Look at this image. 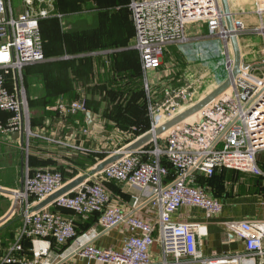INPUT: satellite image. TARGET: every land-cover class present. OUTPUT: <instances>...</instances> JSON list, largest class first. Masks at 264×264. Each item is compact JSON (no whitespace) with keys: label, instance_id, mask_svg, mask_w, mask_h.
Instances as JSON below:
<instances>
[{"label":"built area","instance_id":"2783aa9c","mask_svg":"<svg viewBox=\"0 0 264 264\" xmlns=\"http://www.w3.org/2000/svg\"><path fill=\"white\" fill-rule=\"evenodd\" d=\"M254 2L256 8L262 6L264 12V0ZM52 3L53 0H22L14 11L11 0H0V137L13 140L11 134L20 132L27 147L31 136L50 141L43 129L35 133L31 130L21 70L44 57L39 21L49 16ZM128 8L134 26V49L144 72L161 66L168 46L187 43L185 27L198 20L207 23L208 34L218 35L224 42L220 52L223 69L227 74L230 71L229 33L223 24L219 0H130ZM260 32L264 36V30ZM261 64L264 67V57ZM252 68L250 64H241L242 73L224 92L195 113L196 117L192 115L155 137L152 150L141 147L125 152L101 172L89 175L73 190L36 211L32 210L33 206L67 181L59 171L30 170L27 165L21 184L11 192L15 198L13 207L18 206L16 214L21 217L22 226L9 248L1 252L0 264H179L183 261L264 264V219L223 222L224 227L243 243L244 252L207 257L198 247L199 238L206 235V227L202 223L171 218L181 206L199 207L207 217L221 213L222 203L210 196L204 187L195 184L194 174L210 177L215 169L226 168L264 177L257 158L264 152V74L257 75ZM148 81H144L147 94ZM156 82L159 83L157 76ZM186 90L170 89L164 101L147 103L148 114L154 118L148 132L190 106L181 107L176 100L180 98L190 103L191 96ZM50 110L64 116L81 113L85 122L89 111L84 99L68 105L59 100ZM92 119L99 131L98 115L93 114ZM79 130L85 139H95L86 126ZM73 135L75 131L67 137V143H62L67 147L66 154L90 152L82 146L85 140L79 142ZM53 142L60 143L57 139ZM163 157L174 168L170 178L167 167L160 162ZM102 179L125 182L147 191L148 202L158 212L157 226L124 213L120 205L112 204ZM3 189L0 186V193L5 192ZM51 207L68 210L72 215H64ZM93 215L97 216L96 222L104 231L122 222L127 224L130 235L121 249L91 244L99 235L96 228L77 231L76 218L86 220ZM155 229L158 231L156 237L153 235ZM24 238L30 241L29 256L23 253ZM154 242L160 245L161 259L158 260L151 258Z\"/></svg>","mask_w":264,"mask_h":264},{"label":"rangeland","instance_id":"374dc122","mask_svg":"<svg viewBox=\"0 0 264 264\" xmlns=\"http://www.w3.org/2000/svg\"><path fill=\"white\" fill-rule=\"evenodd\" d=\"M115 2L116 5H124L123 8L120 9H106L104 8L105 4H110L109 2ZM12 6L14 11H17V9L20 7L22 4V0H11ZM102 2V3H101ZM129 0H76V6L74 7V11L76 13L75 16L69 17L67 14H62L60 16L55 17L57 18V24H53L50 21L51 17L54 16H48L46 17V20L41 22L40 24V38L41 42L44 44V48L46 51L47 57H43L41 61L35 62L34 64L30 65H35L32 67L31 70H28V73L26 76H22V87L25 92L27 104L29 102L28 106V111L29 115L33 117L36 114V117L38 116H46L45 121L42 120V123H37L34 128H32V132L35 133L36 131H48L46 127H44L43 124L46 122V124L51 123L52 121H48V118L51 117L52 113L48 112H53L50 109L55 106V103L47 104L46 106L42 104L43 97L45 96L46 92H49L48 89H46L45 84L49 88L55 89H60L61 91L56 92V94L52 95V100L54 101H59L62 98H65L67 96V88L66 83L69 81L67 79V76L69 73L73 74L75 73V76L79 81L82 80V85L86 86L91 82L92 77L88 74L85 70V67L87 66V63H90L91 70H97L99 67H104V69L107 66V64H101L99 66H95L94 63L90 62V58L94 55L96 56H101L102 60H104V57L106 55H112L114 57V64H116V68L120 71H123L125 69H128V67L125 65V59H123L124 55L127 49L122 47H127L125 45V42L123 41V32L126 34V36H130L132 34V20L130 19V16H128V4ZM97 6H100L101 8L97 9L95 8ZM55 6V5H54ZM126 6V7H125ZM53 9V5H52ZM50 10L49 15L52 14ZM204 21V20H203ZM205 22V21H204ZM206 23V22H205ZM114 25V28L112 26ZM207 25V23H206ZM126 27L128 29H126ZM112 29V30H111ZM113 30H117L118 32H121L120 35L113 34L114 37V44H111L112 41H109L106 37L109 34L111 35ZM121 30V31H120ZM130 31V33H129ZM100 33V35H103V38H96L94 36H91V41L90 44L92 45L91 49L85 50L82 45V40H80V35H84V33ZM42 35V37H41ZM205 38L201 39L204 40ZM209 39V41L214 43V47L211 49L216 50L214 54L212 55V59L207 60L206 62L203 61V65H198L200 61L196 62V68L192 73H188V61L185 60L184 57H182L180 54L182 53L183 49L181 48V44L171 46L166 48L165 54L163 53L162 58H161V66L157 68V73L158 71H163L164 68H169L170 72L168 73L169 75L165 77V80H163L158 77L159 83L156 82V77L153 80H150L151 82H148V89L149 94L146 93V90L143 85V90L144 94L147 100V103L149 101L151 102H162L165 100L167 97L166 92L169 91L171 88V85L175 84L173 81V77L177 74L180 77V85L174 87V89H186V92L189 93L191 96V101L188 103V101L184 102L181 101L180 98H176L178 102L180 103L179 105L181 107L187 106V104L191 105L200 98H202L204 95H206L212 88L213 84L212 82L214 81L215 84L217 83V80L221 78V75H219V72L223 70V56L220 55V52L222 51V43L220 42V39H215L213 37L206 38ZM206 41V40H205ZM131 44V43H130ZM132 48L135 46V38L132 41ZM93 47H96L95 49ZM130 48V46H128ZM121 48V49H119ZM84 49V50H83ZM182 50V51H181ZM134 52V51H133ZM110 53V54H109ZM178 53V55H177ZM132 58V55L130 56ZM78 59L81 61L76 63L77 70L75 69V64L74 61ZM129 59V58H128ZM90 60V61H89ZM185 60V61H184ZM69 61H73L70 63ZM211 62H216L215 66H211ZM169 62V63H168ZM218 63L220 65H218ZM194 65V66H195ZM193 66V65H192ZM193 66V67H194ZM198 67H203V70H199ZM214 68L215 70V79H213L212 72L214 71H209L207 68ZM72 68L73 72L70 71L69 69ZM197 69V70H196ZM196 70V71H195ZM217 70V71H216ZM142 71V70H141ZM185 72H187V77L185 76ZM208 73V74H207ZM198 75L199 77H196ZM203 75L202 77H200ZM42 77L44 78L43 80ZM45 81V84H44ZM55 82V84L53 83ZM173 82V84H172ZM50 83V84H49ZM53 83V84H52ZM179 83V82H178ZM171 84V85H170ZM212 84V85H211ZM158 85V86H157ZM61 86V87H60ZM63 86V87H62ZM154 86H157L155 89L153 88ZM160 88V89H159ZM154 90V91H153ZM91 91V89L89 90ZM95 99V96L98 93H91ZM170 94V93H169ZM91 96V95H90ZM85 99L87 101V104L89 102V96L85 95ZM92 99V98H91ZM32 103V104H31ZM106 102H103L102 104H98L97 106L103 108L104 104ZM110 103L105 105V108H109ZM163 107V106H162ZM90 110V109H89ZM182 111V110H181ZM177 112V111H176ZM46 114V115H45ZM50 115V116H49ZM74 115V114H71ZM98 118H99V128L100 131L96 129L97 124L96 121L93 119V124L94 127L89 130L93 135L98 133L97 138H95V145L92 147L94 150H100L102 153L106 151L104 154L107 155L109 152L121 150L124 146H126L129 142L133 140L135 137H130L128 138L126 142L123 144L119 145L124 139H127L126 136L129 134L128 132H120L114 128L113 130H110L106 128V121L107 118L102 115L101 112H97ZM86 116V115H85ZM148 120H149V127L147 129L148 132L150 131L152 125L151 122L154 120V118H150L149 114L147 113ZM106 118V119H105ZM88 120V118H87ZM164 120V119H163ZM162 121V120H161ZM166 121V119H165ZM160 122V120L158 121ZM162 121L161 123H163ZM156 121L153 122L155 124ZM108 127H115L114 124H111L109 122ZM93 126V125H92ZM106 128V129H105ZM121 129H124L121 127ZM75 131L77 134V139L80 142L83 140L81 137L82 135L80 134V130L76 126H70L67 134H70L71 132ZM143 132V133H145ZM100 134V136H99ZM45 135V134H44ZM57 141H60V143H56L57 147V155L56 157L59 159L60 163H64L65 159L63 160L61 156L58 154L64 150L66 151L67 147H64L62 143H67L66 141V136L65 132H61L57 134ZM110 135L109 137H107ZM46 137L50 138V141H47L45 139H42L40 137L36 136H31L30 139L33 138H39L42 140H45L52 145L55 143L53 140L56 139V136L54 135H45ZM64 137V138H63ZM69 137V135H67ZM95 137V136H94ZM121 139V142H118L117 139ZM86 140V139H84ZM91 140V139H88ZM150 143V144H149ZM149 146L145 148L146 150H152L154 148V143L151 141L149 142ZM159 143V142H158ZM80 144V143H76ZM82 146H87L86 141L82 144ZM26 147V143H25ZM20 143L19 140L15 141L13 140H5L0 137V183L2 185V188L5 192L0 193V245L2 244V241L6 238L3 237L4 231L11 227L10 225H16L21 217L16 214V210L18 209V206H14L15 203V198L13 194H11L12 191L15 190L18 180H19V185H20V178H21V169H20ZM25 157L28 162V156L29 154L32 153L30 146L26 147L25 150ZM77 154L79 153H85V152H76ZM75 155V153L73 154ZM106 155L104 157H106ZM104 157L100 159L98 157L96 160H102ZM25 165V164H24ZM90 166L86 170H76L71 169L69 167L65 166V171H71L73 172L65 181H69L73 179L74 177L84 174L89 170ZM26 167H24L23 171L25 170ZM20 176V177H19ZM19 219V220H18ZM16 220V221H15ZM18 220V221H17ZM22 222V220H21ZM12 229V228H11ZM1 247V246H0ZM154 260V259H153ZM255 261L258 263L259 261L255 259Z\"/></svg>","mask_w":264,"mask_h":264},{"label":"crops","instance_id":"0c3cea01","mask_svg":"<svg viewBox=\"0 0 264 264\" xmlns=\"http://www.w3.org/2000/svg\"><path fill=\"white\" fill-rule=\"evenodd\" d=\"M130 1V0H129ZM229 6L231 10V14L236 23H240L242 25V30L238 33V44L241 52L242 64H250L252 65V72L257 75L264 74V67L261 64L263 60V48H264V36L260 31L264 29V12H262L263 7H257L255 5L254 0H228ZM257 11H261L260 14ZM131 19V18H130ZM185 36L188 37V42L180 45L183 49L180 54L182 57L188 61V73H192L196 68V62L198 65H203V61H207L212 59V55L216 50L211 49L214 47V43L209 41L210 38L213 37L215 39H220V42L224 48V42L218 35H210L208 34L206 23L203 20L192 21L187 23L185 27ZM205 38L204 40H201ZM206 40V41H205ZM132 41L130 48H132ZM198 42L208 43L205 49H195L193 44ZM127 50L130 49L129 47ZM177 46V45H176ZM187 46H189L187 48ZM229 46V44H228ZM168 48V47H167ZM121 49V48H119ZM229 53H231L229 46ZM221 55V54H220ZM231 55V54H230ZM184 60V61H185ZM169 63V62H168ZM211 66H215L216 62H211ZM194 67H193V66ZM218 65H220L218 63ZM199 70H203V67H198ZM210 74L212 72V77L215 79V70L212 67L207 68ZM142 72V81L144 85V81L149 79L153 80L157 76L163 80L169 74V68H164L163 71L157 70H149L144 72L141 68ZM197 70V69H196ZM195 70V71H196ZM217 71V70H216ZM164 74V76H163ZM208 74V73H207ZM221 78L217 80V83L213 81L211 90L219 84L227 75L226 71L223 69L219 72ZM147 76V78H145ZM185 76L187 77V72H185ZM201 75L200 77H202ZM196 77H199L196 75ZM211 84V85H212ZM94 115H97V112H93ZM87 117V116H86ZM51 117L48 118V121H51ZM88 121V120H87ZM52 123V122H51ZM54 124V123H53ZM47 125H50L48 123ZM87 127V122H86ZM94 127V125H93ZM92 127V128H93ZM61 126H58V123H55L53 127L47 129L50 135H54L57 138V134L61 133ZM88 128V127H87ZM91 128V129H92ZM89 129V130H91ZM106 129V128H105ZM100 131V130H99ZM67 131L65 132L66 141H67ZM77 137L76 135H73ZM84 136V135H83ZM95 138H97L98 133H96ZM100 136V134H99ZM108 135L107 137H109ZM64 138V137H63ZM86 138V137H85ZM14 139V138H13ZM91 139V147L95 145V139ZM117 139V138H116ZM88 140V139H86ZM17 141V140H15ZM89 141V140H88ZM118 142H121V139H117ZM54 145L48 147L50 155L53 157L57 155V147L56 143ZM29 144V143H28ZM93 149V148H92ZM59 156L64 158V166L67 167V164L70 163L69 155L66 154L64 150L58 154ZM64 156V157H63ZM258 165L261 170L264 171V152H261L257 156ZM58 159V158H57ZM63 159V160H64ZM59 161V159H58ZM91 167V166H90ZM21 169V167H20ZM40 169H49L47 167ZM224 176L221 180L222 182H214L216 185H210L206 188L207 192L211 195V191H216L220 193L218 196V200L222 203L221 213L217 216L207 217L203 209L199 207H189V206H181L179 207L171 216V218L175 221H186V222H195L202 223L206 227V235L199 238L198 247L203 256H213V255H223V254H235V253H243L244 245L238 240L232 232H230L224 225L222 224L225 221L231 220H244V219H264V177L260 183L253 182L254 179L252 177H256L253 174L234 171L233 169H226L223 171ZM258 177V176H257ZM66 180V179H64ZM102 182L106 186L111 203L120 205L121 209L124 213L130 214L138 219L143 221H147L157 226L158 223V212L157 209L153 208L148 202V192L140 190L130 184L125 182H118L113 180L102 179ZM221 187L220 189H217ZM212 189V190H211ZM52 210L63 213L64 215H72V213L65 209H59L56 207H51ZM96 216V215H93ZM90 218V217H89ZM88 218V219H89ZM86 219V220H88ZM92 228H96L99 232V235L91 241L95 247L99 248H115L121 249L124 240L127 236L130 235V230L126 223L122 222L109 230H102L101 227L94 223V225L90 226ZM89 227V228H90ZM87 230V229H86ZM85 230V231H86ZM158 234L157 229L154 230L153 235L156 237ZM151 258L154 260L161 259V251L160 245L158 242H154L151 245ZM179 264H200L199 262H188L183 261Z\"/></svg>","mask_w":264,"mask_h":264},{"label":"trees","instance_id":"16d2710c","mask_svg":"<svg viewBox=\"0 0 264 264\" xmlns=\"http://www.w3.org/2000/svg\"><path fill=\"white\" fill-rule=\"evenodd\" d=\"M109 3L110 4H105L104 8L118 9L120 7L121 9L124 6V5L122 6L116 5V3L113 1ZM76 4H77L76 0H53V3H52L53 9L51 11L52 14H50L49 16H54V17H51L50 21L56 25L57 24L56 19L62 13L69 15V17L75 16L76 13L73 9L76 6ZM95 8L99 9L101 7L96 5ZM128 14H129L128 16H130L129 11H128ZM45 20L46 18L41 19L39 21V30H40L41 22ZM112 28H114V25L112 26ZM132 28H133L132 34L128 37L123 32L124 35L122 37L124 38L123 41L125 42L126 46H128L131 43V39H134L133 24H132ZM126 29L128 28L126 27ZM113 34H115V38H116V35L117 36L120 35L121 32H118L117 30H113L111 35L110 34L108 36L106 35L105 38H107L109 41H112L111 44L115 43L113 40L114 39ZM91 36L104 39L103 35H100L99 32L95 34L94 33H91V34L84 33V35L83 34L80 35V40L82 41L84 40L82 42V45L84 46L83 48L85 50L92 48V45L90 44V42H88V41H91V38H92ZM41 43H42L43 54L45 55V57H47L44 44L43 42ZM171 46H175V45H170L169 47ZM93 48L95 49L96 47H93ZM126 51H129V52L125 53L123 59H125V65L128 67V69H125L123 71H120L116 68L117 63L114 64V57L112 55H106L104 57V60L101 59L102 58L101 56H96V55L92 56L90 58L91 61L89 60L90 62L94 63L95 66H99L102 63L107 64L105 68H108V69H104V67H99V69L97 68V70H94V69L91 70L90 63H87L85 70L89 72L88 74L92 77L93 80H91V82H89V84L86 86L82 85V80L79 81V79H77V77L75 76V73L73 74L69 73L67 76V79L69 81L66 83V87H64V88H67V96L65 98H62L60 101L68 105L74 100L84 99L87 104L88 99L87 100L85 99V95L89 96V102L87 104L88 109L92 110L95 113L101 112L102 115H104V117L107 118L106 123L108 124L109 122H111V124H114L115 126V127H108V125L106 124L107 126L106 128L110 130H113L114 128H116V130L120 132H124V133L128 132L130 134V135L128 134V138H130V137H135L139 134L141 135L143 132L147 131L149 127V120L147 116V113H148L147 100H146L144 90H143V85H142L143 81H142V72H141L139 54L134 48H130ZM166 51H164V54ZM129 55L130 56L132 55V58H130ZM80 61L81 59L80 60L76 59L74 61V64H75L74 70H77L76 63ZM69 62L72 63L73 61H69ZM33 66L30 64L25 65L21 70L22 76L24 75L26 76V74L28 73V70H31ZM69 70L73 72L72 68H70ZM43 79L44 78L42 77L41 80ZM173 81L174 83L176 82L175 84H173L172 82L174 87L180 85V77L177 74L173 77ZM53 83L55 84L54 81ZM44 84H45V81H44ZM47 84H45V86L49 92H46L45 96L43 97V100H42L43 106L44 105L46 106L49 103L51 104L56 103L57 101L55 100L53 101L51 97L52 95L56 94V92L61 91L60 89L53 90V88H49ZM173 85H171V88L174 89ZM157 86H154L153 88L155 89ZM90 89L91 91H89ZM91 93H98L95 96V99ZM97 102L99 105L102 104L103 102H106L107 104L110 103V107L105 108L106 103L104 104L103 108L98 107ZM28 106H29V102H28ZM48 113H52L51 115L52 123H50V125H47L46 122H44L45 124L43 125L44 127H46V129L53 127L55 123H58V126L62 127V128H59L61 129V132L68 131L70 126H76L78 129L86 126V122L84 121V115L81 113H76L74 115H66V116L59 114L57 111L48 112ZM45 117L46 116L44 115L36 117V114L33 117L30 116L31 129L34 128L33 126H35L37 123H42V120L45 121ZM121 127H123L124 129H121ZM44 134L49 135V132L44 131ZM81 137L85 139L84 136H81ZM128 138L124 139L119 145L129 140ZM85 141L87 145L85 147L87 151H90V152L79 153V154L75 153V155L68 157L70 159L71 164H67V167L74 169V171L79 170V169L86 170L89 166H92L97 161L96 159L98 157H100L101 159L102 157L106 155L104 154L105 152L103 153L102 152L101 153L92 152L91 151L92 141L91 140L89 141L85 140ZM149 144L145 145L144 148H147ZM51 145H52L51 143L45 140L39 139V138L29 139L28 146H30L31 151H32V153L29 154L28 156L27 165L29 169L34 170V169H40V168L47 167L50 170L59 171L62 174L64 179L71 177L70 175L73 172L65 171L64 163L63 164L60 163L57 157L55 156L53 157V155H50L48 147H50ZM160 162L167 167L168 174H169L168 177L169 178L172 177L174 175V168L170 165V163L164 157L160 159ZM225 170L226 168L215 169L213 174L210 177H207L201 174H194L193 179L195 181V184L202 186L204 188L205 187L207 188L210 185L211 186L216 185L214 182H222L221 180L223 179V176H224L223 171ZM252 178L253 179L255 178L253 182H255L256 184L260 183L261 180H263L262 176H258V177L256 176ZM0 186H2L1 183H0ZM18 187H19V180H18V184L16 188ZM220 188L221 187H218L217 189H220ZM219 195L220 193H217L216 191H211L210 196L218 199ZM96 220H97V216H92L88 220H82L80 217H77L76 218L77 231L78 232L85 231L90 226L94 225ZM19 221L20 222H18V224L10 225L11 227H9L8 229H6V231H4L3 237L4 238L6 237V238L2 241V244L0 245L1 246L0 256H1V252L3 250H7L10 244L16 239L19 229L22 226L21 219ZM22 243H23V253L26 256H29V249H30L29 239L24 238L22 240ZM15 255H18V254L16 253Z\"/></svg>","mask_w":264,"mask_h":264},{"label":"water","instance_id":"95a60500","mask_svg":"<svg viewBox=\"0 0 264 264\" xmlns=\"http://www.w3.org/2000/svg\"><path fill=\"white\" fill-rule=\"evenodd\" d=\"M220 7H221V14L223 17V24L226 29V31L229 33L228 36V44L230 46L231 50V61L228 64L230 71L228 72L227 76L219 83L217 84L212 90H210L206 95H204L202 98L188 106L187 108L180 111L178 114L173 116L172 118L168 119L167 121L160 124L153 132H145L141 136L135 138L131 142H129L126 146H124L120 151H117L111 155H108L104 157L99 162H96L92 167L89 168V170L81 175H78L74 177L73 179L69 180L64 184L59 190L55 191L54 193L50 194L46 198H44L42 201H40L38 204L32 207V210L36 211L44 206L50 204L53 202L57 197L68 193L69 191L73 190L75 187L80 185L83 181H85L89 175L99 173L103 170V168L120 159L125 152L128 151H134L141 147H144L149 142L153 141L155 137L163 134L170 128L176 126L180 122L186 120L187 118L191 117L195 113H197L201 108L208 105L212 100H214L217 96H219L222 92H224L229 85L231 84L232 80L239 74H241L240 66L242 64L241 59V52L238 44V33L234 30L235 20L233 19V16L231 14L229 1L228 0H219ZM131 18V17H130ZM208 43L204 42H198L196 44H193L195 49L203 48L205 49L207 47ZM189 46H187L188 48ZM18 89V85H17ZM86 116L88 118L87 121V127L88 129L92 128L93 125V111L89 110L86 113ZM12 138H18L20 143V167H21V178H20V184L22 182L23 177V170L24 167H27V160L25 157V141L23 140L22 134L20 132H13L11 134ZM25 164V165H24ZM203 175V173H201Z\"/></svg>","mask_w":264,"mask_h":264},{"label":"bare ground","instance_id":"6f19581e","mask_svg":"<svg viewBox=\"0 0 264 264\" xmlns=\"http://www.w3.org/2000/svg\"><path fill=\"white\" fill-rule=\"evenodd\" d=\"M240 26V27H239ZM242 29L243 27H242V25L240 24V23H236L235 25H234V30H235V32L237 31V30H239V29ZM264 30V29H263ZM198 113V112H197ZM196 113V114H197ZM194 117H196V115H193L192 116V118H194ZM190 118V117H189ZM107 156V155H106Z\"/></svg>","mask_w":264,"mask_h":264}]
</instances>
